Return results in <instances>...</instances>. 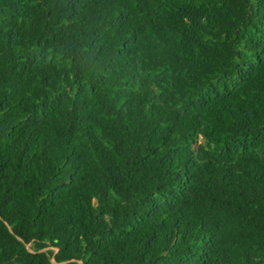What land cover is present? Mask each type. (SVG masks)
<instances>
[{
	"label": "trees",
	"instance_id": "obj_1",
	"mask_svg": "<svg viewBox=\"0 0 264 264\" xmlns=\"http://www.w3.org/2000/svg\"><path fill=\"white\" fill-rule=\"evenodd\" d=\"M0 264H264V0H0Z\"/></svg>",
	"mask_w": 264,
	"mask_h": 264
}]
</instances>
